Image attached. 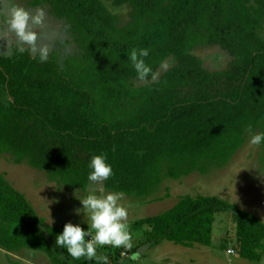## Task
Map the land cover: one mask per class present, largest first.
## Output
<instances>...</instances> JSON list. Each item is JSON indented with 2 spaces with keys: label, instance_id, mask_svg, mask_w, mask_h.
I'll return each mask as SVG.
<instances>
[{
  "label": "trees",
  "instance_id": "trees-1",
  "mask_svg": "<svg viewBox=\"0 0 264 264\" xmlns=\"http://www.w3.org/2000/svg\"><path fill=\"white\" fill-rule=\"evenodd\" d=\"M36 3L67 24L79 53L62 62L25 49L0 55L7 97L0 99V155L87 190L91 155L104 154L113 168L104 187L140 197L166 178L227 164L249 128L264 132V0ZM141 48L149 49L144 60L155 80L137 79L127 58ZM205 48L231 59L211 69L198 53ZM220 212L234 218L237 255L260 260L264 221L215 195H182L172 208L136 222L145 244L210 246ZM59 233L0 174V247L47 251L56 264H69L55 255ZM119 253L104 255L112 264Z\"/></svg>",
  "mask_w": 264,
  "mask_h": 264
},
{
  "label": "rangeland",
  "instance_id": "rangeland-1",
  "mask_svg": "<svg viewBox=\"0 0 264 264\" xmlns=\"http://www.w3.org/2000/svg\"><path fill=\"white\" fill-rule=\"evenodd\" d=\"M23 9L30 14L38 10L44 12L42 26L30 25L36 31L35 46L19 40L9 27L12 11ZM16 49H25L32 55L47 53V57L56 55L60 62L68 56L79 53L78 47L68 32L67 24L56 18L48 5L37 4L36 0H0V55H11ZM206 65L211 68H223L231 57L218 48L202 49L198 52ZM170 65L167 63L165 67ZM0 99L7 100L5 91L0 88ZM248 133L244 145L225 165H213L209 172H192L179 179L166 178L156 191L147 196H130L106 189V192L119 194V203L128 210V229L133 237V248H113L104 246L97 249L98 255L114 254L119 256L111 260L112 264H264V244L260 260H248L230 252L235 249L236 224L231 212L216 214L213 224V240L210 246L196 245L188 247L170 241H162L156 247H143L142 230L139 219L165 212L172 208L182 195H215L230 201L241 209L255 214L264 221V164L261 145L249 144ZM0 174L23 192L33 205L43 225L62 232L67 222L81 223L83 216L74 214L82 207L77 198H84L87 190L72 188L51 180L44 170L32 167L27 162L16 163L10 154L0 155ZM85 229L86 224H81ZM139 253L140 260L132 261V253ZM55 255L69 264H87L84 258L73 260L66 250H55ZM0 264H56L54 257L47 251L21 249L16 252L0 247Z\"/></svg>",
  "mask_w": 264,
  "mask_h": 264
},
{
  "label": "clouds",
  "instance_id": "clouds-1",
  "mask_svg": "<svg viewBox=\"0 0 264 264\" xmlns=\"http://www.w3.org/2000/svg\"><path fill=\"white\" fill-rule=\"evenodd\" d=\"M10 29L17 38L28 45L35 46L37 40L36 31L30 29V25L42 26L44 23V12L38 10L35 14L15 8L8 22ZM149 55V49H133L130 56L132 66L137 74V79L145 80L150 74L156 79V74L145 63L144 58ZM47 59L45 52L41 60ZM250 135L249 144L259 146L264 144V132L253 133L248 129ZM89 173L87 179L91 182L88 194L84 198H77L82 207L74 210L77 216H83L81 223L73 224L67 222L61 233L55 237L58 248L66 250L68 256L73 260L84 258L85 261H95V264H109L106 255H98L97 249L104 246L113 248H133V237L128 229V210L119 203L121 196L116 193L106 192L103 181L113 175V168L107 162L104 154H94L88 162ZM86 224L87 228L81 226ZM132 261L140 260V254L132 253L129 257Z\"/></svg>",
  "mask_w": 264,
  "mask_h": 264
},
{
  "label": "crops",
  "instance_id": "crops-1",
  "mask_svg": "<svg viewBox=\"0 0 264 264\" xmlns=\"http://www.w3.org/2000/svg\"><path fill=\"white\" fill-rule=\"evenodd\" d=\"M160 244V243H159ZM159 244H157V245H159ZM157 245H155V246H152V245H149V244H145V245H143V247H156ZM196 245H199V244H195L194 246H196ZM193 246V247H194ZM193 247H188L190 250H191V248H193Z\"/></svg>",
  "mask_w": 264,
  "mask_h": 264
},
{
  "label": "built area",
  "instance_id": "built-area-1",
  "mask_svg": "<svg viewBox=\"0 0 264 264\" xmlns=\"http://www.w3.org/2000/svg\"><path fill=\"white\" fill-rule=\"evenodd\" d=\"M230 252L234 253V249H231Z\"/></svg>",
  "mask_w": 264,
  "mask_h": 264
}]
</instances>
